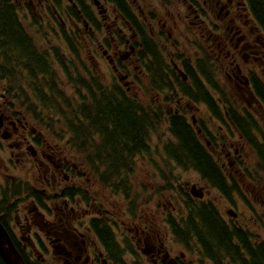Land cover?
<instances>
[{
	"label": "flooded vegetation",
	"instance_id": "1",
	"mask_svg": "<svg viewBox=\"0 0 264 264\" xmlns=\"http://www.w3.org/2000/svg\"><path fill=\"white\" fill-rule=\"evenodd\" d=\"M12 2L33 39L43 35L42 45L35 42L42 64H19L17 50L11 67L0 59V224L24 264H126L122 254H110L108 233L96 224L110 227L116 185L100 191L69 159L67 146L85 157L92 151H77L70 133L39 115L99 79L127 95L140 88L139 102L164 110L151 137L155 151H140L130 168L153 153L184 173L156 184L144 179L139 212L114 214L125 229L116 240L132 264H240L264 252V30L248 0ZM64 62H74L69 71L79 74L69 77ZM198 64L214 69L212 82ZM183 88H200L209 100L189 101ZM183 127L212 164L202 165L189 147L180 154L199 165L170 160L163 145L156 150L157 132L177 141ZM162 185L169 189L162 193ZM212 223L230 244L213 238ZM0 264H6L1 256Z\"/></svg>",
	"mask_w": 264,
	"mask_h": 264
},
{
	"label": "trees",
	"instance_id": "2",
	"mask_svg": "<svg viewBox=\"0 0 264 264\" xmlns=\"http://www.w3.org/2000/svg\"><path fill=\"white\" fill-rule=\"evenodd\" d=\"M248 2L264 30V0H248ZM15 6L12 0H0V59L4 63L7 62L8 67H11L9 64L12 60V52L17 50L21 53L15 55L19 64L25 60L32 64H42L40 61L42 52L37 47L38 41L33 39L27 31L14 8ZM40 37H43L41 33L38 38ZM148 42L154 45L150 39ZM154 52L157 54L155 50ZM73 64L74 62L63 63L69 77L79 74L75 69L69 71ZM34 66L28 67L30 72ZM197 69L206 76L208 81L212 82L213 68L206 70L203 65L198 64ZM216 81L217 79L214 78L215 85H221ZM72 82H76V89L80 88L77 79L72 78ZM180 95L189 101L209 100L200 88L195 93L183 88ZM59 96L61 98V94ZM73 98L74 100L67 96L61 98V104L55 107L54 111L40 110L39 115L49 117V113L54 112V115L61 118L63 132L73 136L71 141L73 148L77 151H92L88 153V157H85L87 159L86 166L98 174L99 182L96 179L92 180L103 186L99 187L100 191L106 194L113 182V185H116V191H123L124 197L131 198L134 190L131 189L128 181L132 185V179H127V173L133 175L135 172L130 168L131 162L135 156H139L140 151L151 150V137L158 129L159 122L157 120L164 116V110L160 106L151 108L144 106L135 96L127 95L116 84L111 86L104 83L102 79L96 80L85 94L73 93ZM220 98L224 103L230 101L227 96L221 95ZM210 100L214 101L213 98ZM172 118L180 117L172 116ZM53 119L50 117L51 127L54 129ZM183 128L185 131L182 132V135H178L179 142L178 139L171 142L167 140L163 144L169 159L183 165L189 163L199 165L193 157L189 158L184 153L180 154V150L189 147V151L201 156L202 165H207L206 161L211 163L198 143L190 139L188 129ZM96 224L108 233L106 235L110 240V254L112 256L115 254L124 255V251L116 240L113 227L111 225L109 227L99 220ZM212 225L216 227L215 223ZM209 228L215 240L230 244V235H226L219 227H216V230L210 226ZM240 264H264V252L252 261L247 262L243 258Z\"/></svg>",
	"mask_w": 264,
	"mask_h": 264
},
{
	"label": "rangeland",
	"instance_id": "3",
	"mask_svg": "<svg viewBox=\"0 0 264 264\" xmlns=\"http://www.w3.org/2000/svg\"><path fill=\"white\" fill-rule=\"evenodd\" d=\"M47 33V32H46ZM99 38L103 37V34L100 33L98 35ZM36 40L38 41V45H42L41 40L36 36L35 37ZM64 53V51H62ZM67 60L70 59V55H67ZM103 75L106 76L107 75V70L104 69L103 70ZM104 83L109 84V81L106 79H102ZM141 93H143V91L139 88V90L134 94L135 96L141 95ZM139 100V99H138ZM140 101V100H139ZM196 111V110H195ZM197 113L199 115H202V113H204L203 111H197ZM50 117L54 118V122L53 125H55L54 130L55 131H62L63 130V123L61 122V119H59L56 115H54L52 112L49 113ZM206 114L204 113V116ZM71 137V135H67L65 137V140L63 143H61L62 145L67 143V139ZM97 138V137H96ZM167 141V137L164 136L161 132H157V134H155V136L153 137V144L157 149H159L160 151L162 148V145ZM68 149V153H69V159L78 167L83 166L85 171L87 172V177L88 179H96L98 182L100 180L98 174L96 172L91 171L87 166H86V162L87 159L85 158V156L82 153H76L74 150H72L71 146H67ZM64 150H66V148H64ZM152 151H155L153 147H151ZM67 153V155H68ZM148 156L150 157H145L144 158V165L142 166L141 164H136V166H133V169L135 170L134 174L131 175L130 173H127V179H132V185L131 183L128 181V183L130 184V187L132 190H134V193L132 194L131 198H127L126 196H123V191H115V192H110V220L108 222H110V225L114 228L115 233L123 231L125 229H123L122 226L117 225V218L114 214L118 213L119 211H129L130 209H134L136 212H139L140 210V201L143 199L144 197V189L142 187H140L139 185H142L141 182L146 179L147 183H152V184H156L161 182L160 177L163 176V181H165L168 177H171L173 174H177L178 176L180 175H184L183 172H174L173 168L171 167L172 164L168 163L164 158L163 155L161 156V158L156 159V155L155 154H150ZM157 161L156 163L153 161ZM252 164L254 165V162L252 161ZM153 166V167H151ZM160 168V172H158L157 170ZM153 177V180H150L149 176ZM112 185L114 184L113 182L111 183ZM98 185V183H97ZM134 185V186H133ZM81 187H83L82 185H80ZM99 187H103L102 185H99ZM98 187V188H99ZM169 187L168 185H162L161 187V192H165L166 190H168ZM96 198L98 199V201H102L104 204H106V201L104 199V197L99 194L96 196ZM99 202V203H100ZM106 222V223H108ZM105 224V223H103ZM129 235V234H127ZM128 248L130 250H132V244L128 243ZM179 248V247H178ZM124 251V255H123V259L126 262V264H132V260L131 259V254L127 251V247L121 248ZM114 262V261H113Z\"/></svg>",
	"mask_w": 264,
	"mask_h": 264
},
{
	"label": "water",
	"instance_id": "4",
	"mask_svg": "<svg viewBox=\"0 0 264 264\" xmlns=\"http://www.w3.org/2000/svg\"><path fill=\"white\" fill-rule=\"evenodd\" d=\"M0 256L6 264H24L20 256L13 248L6 232L0 225ZM169 264H178L176 260L172 259Z\"/></svg>",
	"mask_w": 264,
	"mask_h": 264
},
{
	"label": "bare ground",
	"instance_id": "5",
	"mask_svg": "<svg viewBox=\"0 0 264 264\" xmlns=\"http://www.w3.org/2000/svg\"><path fill=\"white\" fill-rule=\"evenodd\" d=\"M123 44V43H122ZM203 254V253H202Z\"/></svg>",
	"mask_w": 264,
	"mask_h": 264
}]
</instances>
